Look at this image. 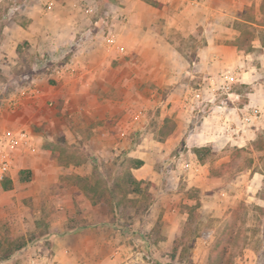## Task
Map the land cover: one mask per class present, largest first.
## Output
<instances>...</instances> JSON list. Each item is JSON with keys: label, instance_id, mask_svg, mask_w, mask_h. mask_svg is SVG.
I'll return each mask as SVG.
<instances>
[{"label": "crops", "instance_id": "1", "mask_svg": "<svg viewBox=\"0 0 264 264\" xmlns=\"http://www.w3.org/2000/svg\"><path fill=\"white\" fill-rule=\"evenodd\" d=\"M6 1L0 0V5ZM11 1L15 2L26 23L15 21L3 26L0 75L29 71L31 80L3 96L0 133L12 127L28 132L33 151L15 152L10 176L27 170L31 178L44 163L57 161L50 151L58 146L83 155L92 153L87 161L73 164L79 170L86 163L93 167V160L107 162L111 156L125 153L142 162L139 168L132 169L137 181L156 183L161 177L155 172L149 155L171 151L185 136L184 144L193 161L190 164L182 162L178 170L171 169L166 174L187 173L198 187L196 183L205 178V164L197 160L193 149L235 146L245 142L247 136L251 139L254 136L255 130L243 117L252 107H257L254 105L256 92L248 94L247 104L242 106H220L213 101L220 95L214 92L219 90L227 71L234 76L232 89L237 83L247 84L245 60L261 47L259 40L251 42L252 51L239 47L230 32L231 27L225 25L232 8L226 1ZM49 4L52 9L45 10ZM88 5L104 14L112 12L111 19L106 18L105 22L114 25L115 46L107 47L100 34L86 36L88 26L84 27L87 19L83 8ZM94 22L101 24V20ZM199 27L203 29V45L195 52L197 60L190 64L194 69L189 70L190 65L186 67L181 58V39ZM25 43L28 50L22 53L19 46ZM65 53V64L69 65L67 72L46 76L34 69L38 67L36 61L45 59L48 62ZM23 56L31 64H23ZM193 72L203 79L199 90L202 100L198 102L188 95ZM4 89L5 84L0 82V92ZM233 95L237 100L239 95ZM150 110H157L155 119L160 124L157 134L163 137L161 140L149 138L155 134L150 124ZM199 114L198 121L190 127ZM167 120L173 122V128L161 133ZM137 136L145 138L136 142L134 137ZM7 178L12 181L11 177ZM173 195L166 192L154 204L157 214L163 213L164 239L158 243L168 247L177 225L170 218L169 210L163 209L166 208L165 200ZM93 209L101 211V224L95 222L92 227L65 235L53 234L48 253L36 254L38 247H28L24 253L30 256L21 260L22 264L143 262L147 242L135 240L137 233L110 225L104 208ZM0 264H12V261Z\"/></svg>", "mask_w": 264, "mask_h": 264}, {"label": "rangeland", "instance_id": "2", "mask_svg": "<svg viewBox=\"0 0 264 264\" xmlns=\"http://www.w3.org/2000/svg\"><path fill=\"white\" fill-rule=\"evenodd\" d=\"M224 1L232 7L225 25L231 27L230 32L236 43L247 51L249 45H253L251 42L259 38L264 41V0ZM49 7L44 9L50 11L52 4H49ZM95 9L91 15L83 12L87 19L84 27L88 26L86 36L101 35L109 26L105 19H111L112 12L104 14L100 9ZM95 20H101V24L97 25ZM15 21L26 23L25 18L19 15L15 2L8 0L0 5V46L3 40V26ZM202 35L203 29L199 27L181 39V58L186 67L197 60L195 52L203 45ZM19 47L22 53L28 50L26 43L20 44ZM263 48H257L245 60L246 67L243 68L248 74L245 78L247 84L237 83L231 89L232 95L220 94L213 100L218 104L223 102L227 106L231 104L226 98L233 99L232 104L235 106L241 104L248 94L256 92L254 105L259 107L261 117L249 123L245 122L255 130L252 139L247 136L245 142L235 146L226 145L217 149L206 147L208 154L203 161L205 178L196 183L198 187L188 178L187 173L166 174L171 169L178 170L182 162L190 164L193 161L184 144L185 136L171 151L149 155L155 172L159 173L161 179L156 183L144 180V194L137 198L140 211L138 214L135 210L122 211L119 221L114 225L115 228L127 230L128 233H137L135 240L147 242L148 249L140 264H264ZM66 59L67 53L48 62H45V59L42 62L36 61L39 68L34 69L38 74L51 76L52 70L64 65ZM28 61L25 56L22 57L23 64H31ZM247 67L250 69H246ZM190 68L194 69L192 65L189 70ZM191 75L188 95L193 96L195 90L202 88L203 79L194 72ZM29 80V71L0 75V82L5 84V89L0 92V103L3 96L14 92L18 86L26 85ZM234 93L239 95L237 100ZM149 113L151 128L153 133L155 132L149 138L161 140L163 137L157 134L160 124L155 119L157 110H150ZM199 117L200 114L193 118L190 127ZM164 127L166 128L161 133L172 130L173 122L167 120ZM18 131L23 130L15 127L5 129L0 133V138ZM144 138L145 136H137L134 140L137 142ZM50 154L57 161L41 165L28 182L20 181L18 174H8L12 178V189L3 191L0 187V250L8 248L10 243L22 238L27 242V248L38 247L36 254H46L50 251L53 234L65 235L74 230L92 227L95 222L101 224V211L93 209L97 206L90 205L85 191L75 186V179L85 177L92 184L102 181L106 177L105 171H102L103 167L116 161L122 153L111 156L107 162L98 160L102 163L100 172H94V167H89L88 163L85 166L87 168L80 170L73 167V164L87 161V156L92 153L86 152L83 155L57 146ZM123 157L131 158L125 153ZM130 172L132 173V170ZM166 192L174 195L165 200L166 208L163 210H169L170 218L174 219L173 223L177 225L169 247L158 243L164 239V225L161 222L163 213L157 214L154 206ZM149 205L150 209L146 213ZM24 251L10 260L12 264H22L21 260L25 261L30 256L25 255Z\"/></svg>", "mask_w": 264, "mask_h": 264}, {"label": "trees", "instance_id": "3", "mask_svg": "<svg viewBox=\"0 0 264 264\" xmlns=\"http://www.w3.org/2000/svg\"><path fill=\"white\" fill-rule=\"evenodd\" d=\"M253 41V40H252ZM261 47H264V41L259 38ZM240 47V46H239ZM249 50L254 48L249 45ZM229 101V106H234L232 100L226 98ZM227 101V103H228ZM247 104L245 99L240 106ZM193 153L199 162H203L208 150L206 147L193 149ZM124 153L116 159V161L109 163V165L103 167L102 171H105V179L97 181L95 184L90 183L85 177H78L75 179V186L85 191V196L89 199L91 206H100L105 209L108 217V223L115 225L120 219V213L126 210L140 211L137 207V198L144 194L142 186L143 181H137L132 173V169H137L142 165V162L132 158H124ZM94 172H100L102 163L98 160H93ZM119 169V171H118ZM19 180L22 182H28L30 180V172L27 170H21L18 173ZM0 187L3 191H9L13 187V183L9 178H5ZM149 205L146 209V213L150 209ZM114 226V227H115ZM27 248V242L22 238L14 241L8 248L0 250V263H5L14 258L17 254H20Z\"/></svg>", "mask_w": 264, "mask_h": 264}, {"label": "built area", "instance_id": "4", "mask_svg": "<svg viewBox=\"0 0 264 264\" xmlns=\"http://www.w3.org/2000/svg\"><path fill=\"white\" fill-rule=\"evenodd\" d=\"M48 8L49 5H48ZM83 12L86 15H91L94 12V8L91 5H88L84 8ZM103 42L107 47H113L116 45L117 37L114 30V25L109 24L107 30L105 29L102 34ZM69 65L64 64L60 67L52 70V74L61 75L64 72H67ZM234 83V76L227 71L222 76V83L220 84L219 90H216L214 93L222 94L226 96L232 95L231 89L232 84ZM192 100L195 102L202 100V93L199 90L194 91ZM220 106H225L223 102L219 103ZM261 117V111L258 107H252L246 115H244V122H252L253 119H259ZM136 119V118H135ZM17 150H23L24 152L33 151L30 138L27 132L18 131L10 136L0 138V182L8 177V174L11 171L14 154ZM34 264V263H32Z\"/></svg>", "mask_w": 264, "mask_h": 264}]
</instances>
